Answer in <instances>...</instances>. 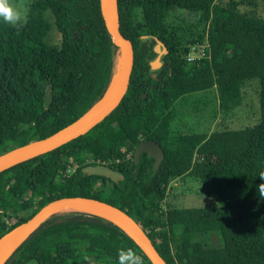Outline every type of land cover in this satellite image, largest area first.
<instances>
[{
  "label": "trees",
  "instance_id": "obj_1",
  "mask_svg": "<svg viewBox=\"0 0 264 264\" xmlns=\"http://www.w3.org/2000/svg\"><path fill=\"white\" fill-rule=\"evenodd\" d=\"M258 1L117 0L119 30L134 53L127 90L86 133L0 171V237L54 198L85 196L127 212L166 264H264V201L257 194L264 187V18ZM171 10L192 13L195 21L166 23ZM155 37L167 52L153 69ZM206 42L210 57L188 62L190 45ZM118 57L99 0H31L22 25L0 22V153L85 113L107 91ZM252 79L258 80L257 121L227 127ZM184 98L204 106L210 100L215 127L174 132L175 105ZM141 141L159 144L157 165L143 151L135 160ZM89 163L107 164L123 179L82 172ZM182 175L215 187L218 203L165 204L170 182ZM108 183L128 207L92 193ZM20 207L32 212L19 216ZM120 248L151 264L110 220L61 210L44 218L4 264H116Z\"/></svg>",
  "mask_w": 264,
  "mask_h": 264
},
{
  "label": "water",
  "instance_id": "obj_2",
  "mask_svg": "<svg viewBox=\"0 0 264 264\" xmlns=\"http://www.w3.org/2000/svg\"><path fill=\"white\" fill-rule=\"evenodd\" d=\"M99 8L105 27L119 48L120 67L118 68L119 76L116 83L111 88V80L105 94L85 113L71 123L43 138L28 141L27 143L0 153V171L14 163L54 149L73 138L86 133L111 112L120 102L130 82L134 60L133 46L132 42L119 30L117 0H99ZM153 50L156 53V57L150 62V65L151 68L155 69L161 65L160 56L167 52V48L160 39L155 37ZM152 76L155 77L154 74H152ZM99 102H101V104L91 114L90 111L92 107ZM142 151L154 158V165H157L163 156L161 147L154 141H141L134 149L135 160L138 159ZM81 170L88 175H100L113 182L123 179V174L119 170L104 163H89L84 165ZM80 206L92 207L105 213L107 216L96 215L104 217L122 228L132 238L151 264H166L146 232L127 212L107 201L85 196H62L54 198L38 208V210L27 220L3 234L0 237V242L5 237L7 240L0 251V264L6 262L14 250L48 215L61 210H77L72 208Z\"/></svg>",
  "mask_w": 264,
  "mask_h": 264
},
{
  "label": "rangeland",
  "instance_id": "obj_3",
  "mask_svg": "<svg viewBox=\"0 0 264 264\" xmlns=\"http://www.w3.org/2000/svg\"><path fill=\"white\" fill-rule=\"evenodd\" d=\"M31 0H10V3L24 18L28 12L29 4ZM257 13L264 18V2L258 1ZM192 13L186 11L171 10L165 16V22L171 25L181 23L182 19L194 20ZM54 32L51 34V39H55ZM120 59L118 61L117 69L120 66ZM258 80L252 79L248 81L244 87V98L239 108L235 109L234 116L230 119H226L224 124L230 128H240L246 125L254 124L259 115V103H258ZM188 98V97H186ZM176 116L171 123V128L176 133H201L208 132L215 127V120L211 118L210 113L213 109V103L210 100H206V105L202 104V101H193L192 99H180L176 105ZM71 171V170H70ZM98 188L92 189L93 194H98L112 202L119 201L120 190L115 189L111 183L105 186L104 191L97 185ZM30 188H36V184H31ZM215 187H205L204 181L193 176L182 175L175 178L170 182L167 189V193L164 199V203H170L171 205L179 208H192L203 207L206 205L217 204V198L214 192ZM124 207H128V201L122 199L119 201ZM32 212L31 207H20L17 209L19 216H25ZM88 212V211H85ZM91 213V212H88ZM93 214V213H92ZM203 241L204 236L201 235L197 238Z\"/></svg>",
  "mask_w": 264,
  "mask_h": 264
},
{
  "label": "clouds",
  "instance_id": "obj_4",
  "mask_svg": "<svg viewBox=\"0 0 264 264\" xmlns=\"http://www.w3.org/2000/svg\"><path fill=\"white\" fill-rule=\"evenodd\" d=\"M0 22L20 26L24 22V16L12 6L10 0H0ZM259 179L264 184V175L259 176ZM257 194L264 201V187L257 188ZM115 261L116 264H142L141 257L132 248L118 249Z\"/></svg>",
  "mask_w": 264,
  "mask_h": 264
},
{
  "label": "built area",
  "instance_id": "obj_5",
  "mask_svg": "<svg viewBox=\"0 0 264 264\" xmlns=\"http://www.w3.org/2000/svg\"><path fill=\"white\" fill-rule=\"evenodd\" d=\"M210 57V50L208 49L207 42L202 45L192 44L190 45L189 51L186 53V60L188 62H193L200 60L203 57Z\"/></svg>",
  "mask_w": 264,
  "mask_h": 264
},
{
  "label": "bare ground",
  "instance_id": "obj_6",
  "mask_svg": "<svg viewBox=\"0 0 264 264\" xmlns=\"http://www.w3.org/2000/svg\"><path fill=\"white\" fill-rule=\"evenodd\" d=\"M119 58V57H118ZM120 64V63H119ZM120 67V66H119ZM118 76H119V70L116 69V71L114 72L113 74V78H112V83H111V88L113 87V85L116 83L117 79H118ZM110 91V90H109ZM102 102V101H101ZM101 102L99 103H96L90 113L92 114L97 108L98 106L101 104ZM72 209H77V210H82V211H88V212H91V213H94V214H99V215H102V216H107L105 215V213H103L102 211L98 210V209H95V208H92V207H88V206H80V207H73ZM109 218V217H108ZM111 219V218H110ZM7 238L5 237L1 242H0V251L2 250L5 242H6Z\"/></svg>",
  "mask_w": 264,
  "mask_h": 264
}]
</instances>
